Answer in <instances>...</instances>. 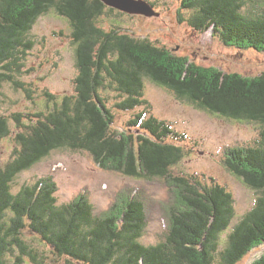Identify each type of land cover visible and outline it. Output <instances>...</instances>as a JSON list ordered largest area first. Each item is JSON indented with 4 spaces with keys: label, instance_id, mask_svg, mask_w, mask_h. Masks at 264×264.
Here are the masks:
<instances>
[{
    "label": "trees",
    "instance_id": "16d2710c",
    "mask_svg": "<svg viewBox=\"0 0 264 264\" xmlns=\"http://www.w3.org/2000/svg\"><path fill=\"white\" fill-rule=\"evenodd\" d=\"M181 9L191 14L181 20L196 32L264 55V0H182ZM115 11L101 0H0V103L6 84L31 95L20 79L36 47L32 31L46 15L67 21L78 70L72 96L58 102L45 95L55 109L0 113V140L13 139L15 146L12 160L0 165V264H240L264 246V74L203 67L121 27L106 30L101 20ZM147 81L212 116L259 128L253 145L224 152L227 171L258 195L234 227L235 200L226 188L213 179L173 176L187 135L150 112ZM114 109L129 115L125 125H118ZM65 150L87 152L99 166L136 180L167 179L168 235L143 244L151 213L144 189L116 195L103 214L86 191L60 204L52 176L13 191L21 174ZM252 264H264V254Z\"/></svg>",
    "mask_w": 264,
    "mask_h": 264
},
{
    "label": "rangeland",
    "instance_id": "374dc122",
    "mask_svg": "<svg viewBox=\"0 0 264 264\" xmlns=\"http://www.w3.org/2000/svg\"><path fill=\"white\" fill-rule=\"evenodd\" d=\"M148 2L155 3L154 8L158 15L148 18L116 10L104 16L100 24L106 30L121 27L126 33L148 39L156 46L167 48L203 67H219L250 78L264 74V55L254 51L230 49L214 39L212 32L200 34L182 21V18L187 20L191 17L188 10L181 9L182 0ZM69 30L67 21L54 13L39 19L32 31L36 47L26 61L27 75L20 79V82L30 87L32 93L27 96L6 84L0 103L1 114L9 117L14 114L50 111L56 106L54 102L48 101L45 96L47 93L56 96L58 102L63 97L74 94L73 83L78 70L74 47L67 38ZM146 83L145 98L151 105L150 112L172 125L174 130L187 135V143L183 144L184 155L181 162L172 168L173 176L192 177L207 182L213 179L226 188L235 200L234 227L253 209L258 195L227 171L223 165L224 152L226 148L238 144L253 145L259 135V128L212 116L186 101L178 100L172 93L148 81ZM112 111L116 114L118 125H125L130 118L127 113L116 109ZM143 111L144 108L138 110L139 113ZM11 129H14L13 124ZM14 150L13 139L0 140L1 168L6 167L12 160ZM49 176L58 184L57 197L60 204H68L86 191L99 214L108 212L116 201V195L121 192L126 195L124 191L129 190L135 196L144 189L151 205L148 229L142 240L146 246L158 244L162 237L168 235L170 226L172 227L171 219L166 213V203H170L173 194H170L169 183L165 178L150 183L143 179L136 180L113 169L99 166L95 157L87 152L65 150L55 152L32 170L21 174L13 184V191L17 193L24 186ZM229 233L222 237V249ZM27 238L33 237L28 233ZM38 245L41 244L37 242ZM38 247L41 251L47 250L42 245ZM263 254L264 246L255 250L240 264H252ZM25 264L33 263L27 260ZM60 264L65 263L60 261Z\"/></svg>",
    "mask_w": 264,
    "mask_h": 264
},
{
    "label": "water",
    "instance_id": "95a60500",
    "mask_svg": "<svg viewBox=\"0 0 264 264\" xmlns=\"http://www.w3.org/2000/svg\"><path fill=\"white\" fill-rule=\"evenodd\" d=\"M104 5L109 8L115 9L119 12L137 15L152 17L156 16L155 8L145 0H101Z\"/></svg>",
    "mask_w": 264,
    "mask_h": 264
},
{
    "label": "bare ground",
    "instance_id": "6f19581e",
    "mask_svg": "<svg viewBox=\"0 0 264 264\" xmlns=\"http://www.w3.org/2000/svg\"><path fill=\"white\" fill-rule=\"evenodd\" d=\"M146 1V0H145ZM148 2V1H147Z\"/></svg>",
    "mask_w": 264,
    "mask_h": 264
}]
</instances>
